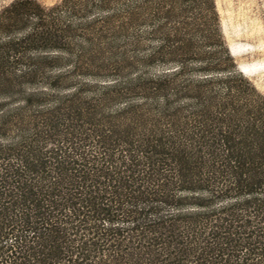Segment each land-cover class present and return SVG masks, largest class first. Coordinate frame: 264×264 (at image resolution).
<instances>
[{
    "label": "trees",
    "instance_id": "1",
    "mask_svg": "<svg viewBox=\"0 0 264 264\" xmlns=\"http://www.w3.org/2000/svg\"><path fill=\"white\" fill-rule=\"evenodd\" d=\"M232 53L216 0L3 8L0 264H264V93Z\"/></svg>",
    "mask_w": 264,
    "mask_h": 264
},
{
    "label": "rangeland",
    "instance_id": "2",
    "mask_svg": "<svg viewBox=\"0 0 264 264\" xmlns=\"http://www.w3.org/2000/svg\"><path fill=\"white\" fill-rule=\"evenodd\" d=\"M13 0H0V11ZM50 7L61 0H39ZM221 27L243 73L264 93V0H216ZM242 70V69H241Z\"/></svg>",
    "mask_w": 264,
    "mask_h": 264
},
{
    "label": "water",
    "instance_id": "3",
    "mask_svg": "<svg viewBox=\"0 0 264 264\" xmlns=\"http://www.w3.org/2000/svg\"><path fill=\"white\" fill-rule=\"evenodd\" d=\"M241 70V69H240ZM242 71V70H241Z\"/></svg>",
    "mask_w": 264,
    "mask_h": 264
}]
</instances>
